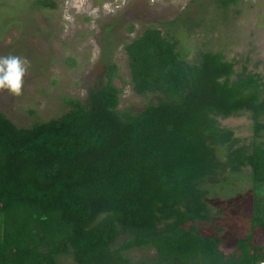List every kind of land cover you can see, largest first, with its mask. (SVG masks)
<instances>
[{"label":"trees","instance_id":"16d2710c","mask_svg":"<svg viewBox=\"0 0 264 264\" xmlns=\"http://www.w3.org/2000/svg\"><path fill=\"white\" fill-rule=\"evenodd\" d=\"M34 5L56 9L53 0ZM124 51L132 90L160 95L157 104L118 113L117 68L108 64L105 84L85 102L68 101L57 119L21 129L0 113V264H145L128 256L142 249L155 251L153 264H264V140L239 146L217 123L249 112L260 137L259 76L233 79L220 54L189 64L155 28ZM245 168L250 233L227 248L221 228L204 236L200 225L216 224L212 187Z\"/></svg>","mask_w":264,"mask_h":264},{"label":"rangeland","instance_id":"374dc122","mask_svg":"<svg viewBox=\"0 0 264 264\" xmlns=\"http://www.w3.org/2000/svg\"><path fill=\"white\" fill-rule=\"evenodd\" d=\"M35 1L0 0V56L28 61L22 95L0 93V113L18 128L59 118L72 99L85 102L90 90L105 84L108 64L117 68L118 113L136 114L157 104L160 95L138 96L132 90L124 51L149 28L171 37L189 64H198L204 53L220 54L234 64L233 79L243 71L257 74L264 93V0H239L227 8L216 0H53L54 10L35 6ZM259 122L264 125V115ZM217 123L233 131L239 146L264 140V130L254 137L249 112L217 117ZM226 153L221 148L219 158L224 160ZM249 173V168L226 173L212 187L216 224L200 225L204 236L217 235L221 228L227 248L250 233ZM155 255L153 249L128 253L131 262L145 264H153ZM60 264L74 263L63 258Z\"/></svg>","mask_w":264,"mask_h":264},{"label":"clouds","instance_id":"9594fccd","mask_svg":"<svg viewBox=\"0 0 264 264\" xmlns=\"http://www.w3.org/2000/svg\"><path fill=\"white\" fill-rule=\"evenodd\" d=\"M28 73V61L17 55L0 56V93L12 97L22 95L23 78Z\"/></svg>","mask_w":264,"mask_h":264}]
</instances>
